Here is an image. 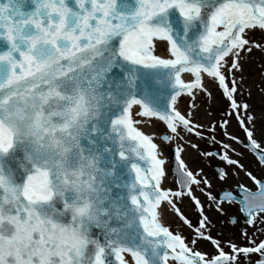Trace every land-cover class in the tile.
<instances>
[{
  "label": "snow or ice",
  "instance_id": "snow-or-ice-1",
  "mask_svg": "<svg viewBox=\"0 0 264 264\" xmlns=\"http://www.w3.org/2000/svg\"><path fill=\"white\" fill-rule=\"evenodd\" d=\"M257 52L264 0H0V264H264Z\"/></svg>",
  "mask_w": 264,
  "mask_h": 264
},
{
  "label": "rangeland",
  "instance_id": "rangeland-1",
  "mask_svg": "<svg viewBox=\"0 0 264 264\" xmlns=\"http://www.w3.org/2000/svg\"><path fill=\"white\" fill-rule=\"evenodd\" d=\"M255 55L259 56L260 59L264 58V57H261L258 52L255 53ZM257 56H255V57H257ZM248 70L251 72V76L254 75L249 80V84L253 85V88H252L253 98L251 99L252 101H250V103L251 102H252V104H253V102L257 103L256 106H259V108H257V111L261 115V113L264 112V95H262L258 91V89H256L255 86H254V82H257V81L260 80L259 69H257L256 67H254V69H253L251 67V63L249 62L248 68H247V71H246V75H249ZM194 103L197 106L196 109H193V111L195 112V115H196V119L199 120L200 122H203V123H208L214 117H218L220 111L224 107V105L221 102H219V101H217L213 106L210 107L209 106L210 102L208 101L207 97H205L203 95L197 97V99H196V101ZM209 113H211V115ZM241 150L243 151L242 148H241ZM246 155H248V154L246 153ZM249 165L254 170V172H255V174L257 176L263 175L264 169L260 168L255 163V160H254V158L252 156H251V160L249 161ZM208 171H209V174H212L211 168H209ZM217 187H219V186H217ZM233 187H235V186H233ZM201 198L203 199V197H201Z\"/></svg>",
  "mask_w": 264,
  "mask_h": 264
},
{
  "label": "flooded vegetation",
  "instance_id": "flooded-vegetation-1",
  "mask_svg": "<svg viewBox=\"0 0 264 264\" xmlns=\"http://www.w3.org/2000/svg\"><path fill=\"white\" fill-rule=\"evenodd\" d=\"M186 210L188 211V214L193 217V219H196V213L190 207ZM234 215H239L234 211V208H228L226 210V215L223 216L214 213L212 216V219L214 220V226L212 228L213 234L217 237H222L225 241L228 239L239 240L242 228H246L251 231L250 226L244 224L242 217L240 218L239 223H233L232 217ZM202 247H205L206 250H210L204 245H202Z\"/></svg>",
  "mask_w": 264,
  "mask_h": 264
},
{
  "label": "bare ground",
  "instance_id": "bare-ground-1",
  "mask_svg": "<svg viewBox=\"0 0 264 264\" xmlns=\"http://www.w3.org/2000/svg\"><path fill=\"white\" fill-rule=\"evenodd\" d=\"M255 56H257V55H255ZM262 59V58H261ZM259 60H260V58H259V56H257V57H254L251 61H249L250 63H251V67L254 69V67H256V65L258 64V62H259ZM257 68V67H256ZM258 69V68H257ZM248 73L250 74L251 72L248 70ZM250 77H249V80L254 76V75H249ZM184 100H185V106H187V101L189 100V98H187V97H185L184 98ZM252 101V100H251ZM251 105H252V108H253V111H254V113L256 114V115H260L259 114V112L257 111V108H259V106H256L257 105V103H255V102H253V104H252V102H251ZM157 134H159L161 131H162V129L161 128H159V127H157L155 130H154ZM246 163H249V161L251 160V156L250 155H246ZM193 159L195 160L196 158L195 157H193ZM175 183V178H173V180L170 182V184H174ZM232 184H233V186H235V179L233 180V182H232ZM217 186H219V185H217ZM189 208V207H188ZM213 223H214V220H213Z\"/></svg>",
  "mask_w": 264,
  "mask_h": 264
}]
</instances>
